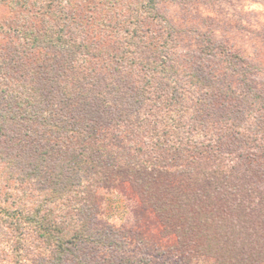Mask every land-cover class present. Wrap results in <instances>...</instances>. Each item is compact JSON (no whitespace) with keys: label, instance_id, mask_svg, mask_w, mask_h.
Returning <instances> with one entry per match:
<instances>
[{"label":"trees","instance_id":"trees-1","mask_svg":"<svg viewBox=\"0 0 264 264\" xmlns=\"http://www.w3.org/2000/svg\"><path fill=\"white\" fill-rule=\"evenodd\" d=\"M71 1L45 0L41 26L23 18L8 31L18 41L0 47L1 191L17 203L0 207V263L123 253L95 214L100 189L128 182L188 264H264L257 65L231 47L178 50L158 0H108L112 16ZM28 224L38 244L26 241ZM118 257L107 261L126 263Z\"/></svg>","mask_w":264,"mask_h":264},{"label":"rangeland","instance_id":"rangeland-1","mask_svg":"<svg viewBox=\"0 0 264 264\" xmlns=\"http://www.w3.org/2000/svg\"><path fill=\"white\" fill-rule=\"evenodd\" d=\"M97 1L72 0L71 6L78 10L80 5L77 4H82L85 6L84 11L88 9L87 12L98 15L100 7L104 15H113L108 0H102L101 5H97ZM140 1L143 0H120L119 7H130ZM44 4L45 0H0V33L3 34L0 36V47L8 41H18L8 31L18 28V25L23 28V18L29 20V27H40L41 10L38 7ZM157 9L162 16L160 24H165L164 20H167L172 26L170 33L177 42L178 50L197 52L203 45L207 48L210 44L214 49L231 47L244 56L246 60L242 61H251L257 65L259 69L253 78L264 83V0H158ZM217 61L213 58L209 62L213 70L217 69ZM231 80L237 86V80ZM4 165L0 161V207L13 210L17 203L13 204L12 198L5 201L1 191H4L3 183L7 180V175L2 172ZM23 204L22 212L26 215L31 203L24 201ZM30 207L34 208V205ZM11 215L17 217L16 213ZM95 224L96 229L106 232L112 240L111 244L116 240L118 244L121 243L118 246L123 253L114 246L107 251H85L84 255L89 257L85 264H109V257L120 258L121 254L125 264H188L175 250L176 236L164 233L159 218L151 209L142 206L128 182L118 183L113 188H102L97 192ZM12 226L9 229L12 230ZM4 228L8 229L5 225ZM28 230L33 235H26V241L38 244L40 239L34 236L35 228L32 224H28ZM3 232H0L2 243L6 237L2 235ZM66 263L82 264L80 259L76 263ZM0 264H5V261Z\"/></svg>","mask_w":264,"mask_h":264}]
</instances>
